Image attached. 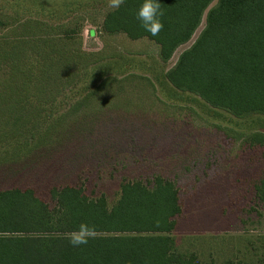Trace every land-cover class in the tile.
Listing matches in <instances>:
<instances>
[{"label": "rangeland", "instance_id": "1", "mask_svg": "<svg viewBox=\"0 0 264 264\" xmlns=\"http://www.w3.org/2000/svg\"><path fill=\"white\" fill-rule=\"evenodd\" d=\"M215 2L211 5L213 6ZM109 0H0V191L80 189L108 209L121 185L173 182L176 251L264 264V116L236 118L165 74L156 44L103 31Z\"/></svg>", "mask_w": 264, "mask_h": 264}, {"label": "trees", "instance_id": "2", "mask_svg": "<svg viewBox=\"0 0 264 264\" xmlns=\"http://www.w3.org/2000/svg\"><path fill=\"white\" fill-rule=\"evenodd\" d=\"M142 2L124 0L109 11L103 31L146 38L167 62L204 20L165 78L174 89L236 118L264 116V0H159L163 27L155 36L136 19ZM257 191L264 204V175ZM50 195L53 208L31 189L0 191V264H203L195 254L178 253L169 236L181 213L171 181L158 176L151 187L122 184L110 209L104 198L88 199L73 187ZM81 224L93 232L86 244L72 246L70 234Z\"/></svg>", "mask_w": 264, "mask_h": 264}, {"label": "clouds", "instance_id": "3", "mask_svg": "<svg viewBox=\"0 0 264 264\" xmlns=\"http://www.w3.org/2000/svg\"><path fill=\"white\" fill-rule=\"evenodd\" d=\"M123 3L124 0H109V7L117 9ZM135 15L140 27L152 36H155L163 27L160 22L163 12L161 11L159 0H143ZM92 232L93 229L88 225L81 224L76 231L70 234L69 243L72 246L86 244L87 237Z\"/></svg>", "mask_w": 264, "mask_h": 264}]
</instances>
